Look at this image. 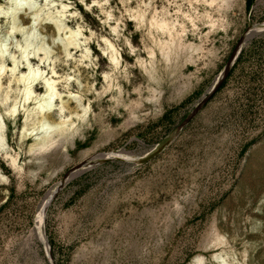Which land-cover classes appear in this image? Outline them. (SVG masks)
<instances>
[{
    "label": "rangeland",
    "instance_id": "374dc122",
    "mask_svg": "<svg viewBox=\"0 0 264 264\" xmlns=\"http://www.w3.org/2000/svg\"><path fill=\"white\" fill-rule=\"evenodd\" d=\"M61 3L68 5L65 14ZM31 5L13 18L14 0H0L8 60L0 80L6 138L0 145V264H194L198 257L204 264H264V32L241 45L217 81L243 34L264 22V0L249 6L233 0L220 11L203 0ZM136 12L145 15L143 24ZM153 13L177 28L183 24V42L203 51L193 61L179 53L164 62L148 34ZM206 13L224 27L211 30ZM31 25L49 55L42 64L32 59V66L40 65L44 77L54 67L58 76L59 96L46 120L73 121L62 146L40 153L33 147L42 136L41 117L33 110L45 94L43 80L36 82L37 99L23 106L21 98L28 69L20 51ZM77 29L82 34L67 54L65 39ZM105 39L117 51V68ZM14 103L16 114L9 112ZM84 107L83 118L76 116ZM56 187L40 227L42 205Z\"/></svg>",
    "mask_w": 264,
    "mask_h": 264
},
{
    "label": "bare ground",
    "instance_id": "6f19581e",
    "mask_svg": "<svg viewBox=\"0 0 264 264\" xmlns=\"http://www.w3.org/2000/svg\"><path fill=\"white\" fill-rule=\"evenodd\" d=\"M96 1H98V0H96ZM195 1H198V0H195ZM203 1L206 2L209 6H215L216 5V8L215 9L218 10V11L227 9L228 7H230V6L233 5V0H203ZM31 2H32V0H14V11H13V14H12L13 18L17 15V12L16 11L19 10V9H21L23 6L27 5L28 6V9H31V7H32ZM67 7H68L67 4L61 3V10L59 12L62 13V14H65V12L67 10ZM142 13L141 12L140 13L138 12L136 14V16H135V18L137 19V21L139 22V24L140 23L141 24L144 23V16L145 15H143ZM0 17H2V16L0 15ZM204 17H206L208 19V22H209V25L211 27V30H213V28H217L219 25L220 26H223V23L225 22V21L223 22V20L220 19V18H214L209 13H206ZM188 18L192 22V26H193V29L192 30L193 31H196L198 29V25L196 24V22L194 21L193 18H191V17H188ZM148 25H149L148 26V34L152 38L153 42L156 44V46H157V48L159 50V53H160L161 57L163 58L164 62H166V63L170 62L173 58H175V56L177 57V55L179 53L180 54L181 53L184 54L185 56L188 57V59L192 60V58L194 57L193 56L194 53H196L198 51H203V46L201 44H198V43L195 44V43H191V42H188V43L183 42L182 37H183L184 32L186 31V28H185V26L183 24L180 25L179 28H177L176 27L177 25H176V23L174 21H169V20H167L164 17L157 18L156 14L153 13L152 16H151V18L149 19ZM45 27H51V26L49 24H47V25H45ZM55 29L59 33L60 30L62 29V26L60 27L57 24V25H55ZM114 30H115V27H114ZM258 32H264V22L263 23L256 24L254 26H251L243 34V36L241 38V41H240L238 47L236 48V50H235L232 58L226 64V67L223 69V71L221 72V74L218 76V78H217V81L218 82L222 80V78L225 76V74L227 73L228 69L230 68L231 64L234 62V60H235V58H236V56L238 54V51H239V48L241 47V45L245 41H247L249 38H251L255 33H258ZM80 34H82L81 31L79 29H77V30L70 31L69 36L66 37L64 46H65V49L67 51V54H69V52H68L69 47L72 46V45H74V44H76V41L78 40L77 39V36H79ZM159 35H165V36H167V39H162ZM35 39H36V37H35V34H34L33 25H31L30 28H29V30L27 31V33L24 35V44H23V46L21 48V51H20L21 58H23V60L25 62V66L28 69V71L25 74L23 73L22 76H21V80L23 81V88H22V92H21V98L23 100L22 101L23 102V106H25V104H30V102L32 100L37 99L38 97H36V95H34L35 94V90H37L36 88H38V85H36V82L39 79H42L43 80V82H44L43 87L45 89V94H44L43 97H41V98H39L37 100V105H36V107L33 110V115L35 117L36 116L37 117L38 116L41 117L40 126H41V129H42V136L39 138V140L37 141V143L35 144V146L33 145L34 146L33 147L34 148L33 149V152L34 153H40L43 150H45L47 148H50L51 146H54V145H56V146L61 145L62 146L64 144L63 142L66 141L67 135L68 134H71V132L69 133V131H70V129H72L73 121H70L69 120L70 118H68L67 120L66 119L61 120L60 123H58V124H51L50 122H48L46 120V118L49 117L50 114H51L52 105H53L54 99L57 96H59V92H58V89H57V77L58 76H57V71L54 69V67H52L50 69L51 70V73H52L51 76L50 77H44V72L45 71H43L40 68V65H37L35 67L32 66L33 65V64H31V60L32 59H36L37 58V59L40 60V63H41V62H43V59L45 57L47 58L49 56V55L47 56L48 52L46 51V49L44 47L46 44L44 42H41V43L38 42L36 44ZM105 42L108 44V46L110 48V56H109V58H110V60L112 62V65L115 68H117V66H118V64L120 62L119 61V57L117 55V51H116L114 45L110 41H108L107 39H105ZM34 45L36 47V51L30 50L32 47L34 48ZM3 47L5 48V43H3V41H2V42H0V80L2 79V75H3L4 70H5L4 69L5 68V64L4 63L6 61H8L7 58H6V56L3 53ZM38 50L43 51V53H44V56L43 57H40L39 56V54L37 53ZM206 51L207 52H211V50L209 48L206 49ZM154 53L155 52H154L153 49H151L149 51L150 56H153ZM85 54L82 55V57L80 59V64H81V62H83L82 59L84 57H86ZM181 56L182 55H180V57ZM79 58H78V60H79ZM153 59H155V58H153ZM143 60L144 59H140V58L138 59L139 66L144 69V71L146 72V74H148L147 76L153 75V74H151V72H153V71H151V68H149L147 66V64L145 63V61H143ZM12 62L15 65V67L14 68L12 67V68H13V70H15L17 68L16 60H12ZM53 63H54V61H53ZM175 63L177 64V62H175ZM150 64L151 65H149V66L150 67L151 66L153 67V65H152L151 62H150ZM165 65H167V64H165ZM170 65H171V63H170ZM172 65H175V64L172 63ZM175 68H177V67H175ZM175 68H174V70H175ZM181 74H182V72H181ZM104 78L105 79H108V74L107 73H105ZM214 83H216V82H214ZM110 85L111 84L108 83V85H107L108 88L110 87ZM0 87H1V83H0ZM211 88L214 89L213 86ZM8 94H9L8 91H6L5 94H3V95H5L4 98H3V102L5 100H7ZM63 108H64L63 105L60 106V111H62ZM17 110H18V108L16 107V103H14L12 105V107H11V110L9 109V112H11L12 114H16ZM6 112H7V110H6ZM86 112H87V107H84L83 108L82 115L76 113V116H78L80 118H83V116L86 114ZM63 114H65V113H63ZM62 117H64V116H62ZM4 128H5L4 119H3V117L0 114V145L1 146L4 145V142H5V139H6L5 138ZM82 168H83V165H80L79 167L73 169L72 172H71V174L67 177V179H69V178L75 176L76 174H78L82 170ZM61 184L62 183H60V185ZM57 186H59V185H57ZM58 188L59 187H56V188L51 189L47 193V195H46V199H45V201H44V203L42 205L41 212H40L39 217H38V224H39L40 227L43 224V219H44V214H45V209L47 207V204H48L49 200L51 199V197L53 196V194L55 193V191ZM39 226H37V227H39ZM39 232H41V233H39ZM39 232H38L40 234V238L39 239H41L42 243L45 244V248H46V250L48 252V255L50 256V254H49V245H48V242L46 240V237H45V235L43 233V230L42 231H39ZM194 264H204L202 257H198L196 259V261L194 262ZM224 264H226V263H224Z\"/></svg>",
    "mask_w": 264,
    "mask_h": 264
},
{
    "label": "trees",
    "instance_id": "16d2710c",
    "mask_svg": "<svg viewBox=\"0 0 264 264\" xmlns=\"http://www.w3.org/2000/svg\"><path fill=\"white\" fill-rule=\"evenodd\" d=\"M252 3V0H247V5L249 6Z\"/></svg>",
    "mask_w": 264,
    "mask_h": 264
},
{
    "label": "water",
    "instance_id": "95a60500",
    "mask_svg": "<svg viewBox=\"0 0 264 264\" xmlns=\"http://www.w3.org/2000/svg\"><path fill=\"white\" fill-rule=\"evenodd\" d=\"M50 257V256H49ZM50 261H51V264H55L51 259H50Z\"/></svg>",
    "mask_w": 264,
    "mask_h": 264
}]
</instances>
